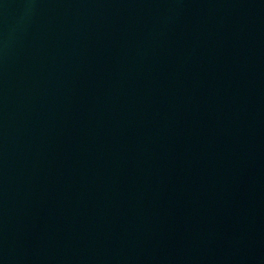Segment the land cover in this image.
<instances>
[{
    "label": "water",
    "instance_id": "1",
    "mask_svg": "<svg viewBox=\"0 0 264 264\" xmlns=\"http://www.w3.org/2000/svg\"><path fill=\"white\" fill-rule=\"evenodd\" d=\"M0 264H264V0H0Z\"/></svg>",
    "mask_w": 264,
    "mask_h": 264
}]
</instances>
